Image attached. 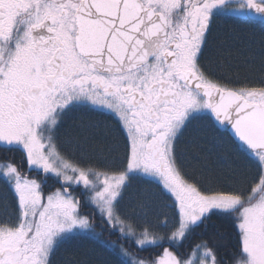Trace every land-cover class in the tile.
Instances as JSON below:
<instances>
[{
    "label": "snow or ice",
    "instance_id": "snow-or-ice-1",
    "mask_svg": "<svg viewBox=\"0 0 264 264\" xmlns=\"http://www.w3.org/2000/svg\"><path fill=\"white\" fill-rule=\"evenodd\" d=\"M0 154V264H264V0H0Z\"/></svg>",
    "mask_w": 264,
    "mask_h": 264
},
{
    "label": "trees",
    "instance_id": "trees-1",
    "mask_svg": "<svg viewBox=\"0 0 264 264\" xmlns=\"http://www.w3.org/2000/svg\"><path fill=\"white\" fill-rule=\"evenodd\" d=\"M215 29L220 33L232 32L236 29H248L251 30L250 25L237 24L232 19H223L216 26ZM255 31L259 32V29H255ZM97 119L103 120L102 117H98ZM2 155V154H0ZM14 155L15 159L18 163H21L22 166L26 167V164L22 161L21 155L19 153L9 154ZM232 161L230 159H222L220 160L216 167L218 173L225 172L227 170V166ZM185 166L189 168V170L198 169L200 165L197 161L189 157L185 160ZM54 181H49L52 184ZM79 195V194H78ZM85 213L91 214V210L85 206L82 209ZM160 211H167L164 208L163 204L160 205ZM97 230L99 231V225ZM105 238L110 240H116L117 237L113 235L112 237H108L105 232ZM208 241L213 247H215L218 251L219 257L224 261V264H229V260L233 255L235 248V236L233 232V226L228 220H216L214 219L211 222V226L207 229L198 230L197 233L193 236L192 241L190 243L198 242L199 240ZM142 255L148 256L149 252H144ZM89 257L95 264H113L112 257L105 252L103 249L98 248L94 243L82 240L79 242H74L73 244L66 245L61 249L58 254V259L63 262L68 259H72L75 257Z\"/></svg>",
    "mask_w": 264,
    "mask_h": 264
},
{
    "label": "flooded vegetation",
    "instance_id": "flooded-vegetation-1",
    "mask_svg": "<svg viewBox=\"0 0 264 264\" xmlns=\"http://www.w3.org/2000/svg\"><path fill=\"white\" fill-rule=\"evenodd\" d=\"M221 20H223V19L217 20V21H216V25H217ZM216 25H215V26H216Z\"/></svg>",
    "mask_w": 264,
    "mask_h": 264
}]
</instances>
